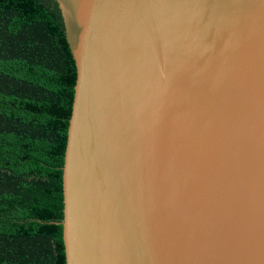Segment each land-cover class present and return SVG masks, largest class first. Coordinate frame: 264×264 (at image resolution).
<instances>
[{
    "label": "water",
    "instance_id": "1",
    "mask_svg": "<svg viewBox=\"0 0 264 264\" xmlns=\"http://www.w3.org/2000/svg\"><path fill=\"white\" fill-rule=\"evenodd\" d=\"M56 2L65 264H264V0Z\"/></svg>",
    "mask_w": 264,
    "mask_h": 264
},
{
    "label": "trees",
    "instance_id": "2",
    "mask_svg": "<svg viewBox=\"0 0 264 264\" xmlns=\"http://www.w3.org/2000/svg\"><path fill=\"white\" fill-rule=\"evenodd\" d=\"M75 78L56 0H0V264H65L62 165Z\"/></svg>",
    "mask_w": 264,
    "mask_h": 264
}]
</instances>
